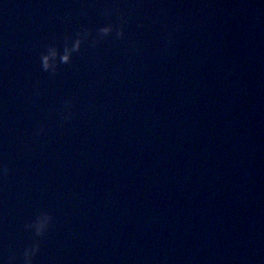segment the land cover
Returning a JSON list of instances; mask_svg holds the SVG:
<instances>
[{"label":"water","instance_id":"95a60500","mask_svg":"<svg viewBox=\"0 0 264 264\" xmlns=\"http://www.w3.org/2000/svg\"><path fill=\"white\" fill-rule=\"evenodd\" d=\"M82 264H264V39L174 129Z\"/></svg>","mask_w":264,"mask_h":264},{"label":"clouds","instance_id":"9594fccd","mask_svg":"<svg viewBox=\"0 0 264 264\" xmlns=\"http://www.w3.org/2000/svg\"><path fill=\"white\" fill-rule=\"evenodd\" d=\"M112 33H113V25H107L99 29V35L101 37L109 36ZM79 35L81 36V38L76 41L75 47L73 49L75 51H79L80 44L85 36V34H79ZM116 36L117 38H122L124 36L123 29H117ZM65 62H67V58L65 59ZM51 67L52 66L49 64L47 58H44L43 69L45 71H49ZM52 219L53 217L48 212H42L33 223L26 225V227L29 229H34L35 234L37 236H43L46 233L47 229L49 228ZM38 252H39V243H36L35 245L26 248L23 252L25 264H32L33 257H35ZM15 258L16 257L13 255L12 257H10L9 262L15 260ZM0 264H2V261H0Z\"/></svg>","mask_w":264,"mask_h":264}]
</instances>
